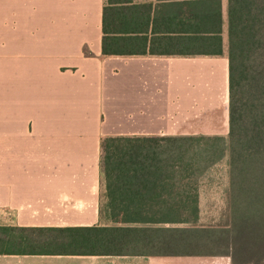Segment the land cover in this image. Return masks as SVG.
<instances>
[{"label": "crops", "instance_id": "0c3cea01", "mask_svg": "<svg viewBox=\"0 0 264 264\" xmlns=\"http://www.w3.org/2000/svg\"><path fill=\"white\" fill-rule=\"evenodd\" d=\"M103 4L0 0V227L126 233L117 253L0 254V264H202L222 258L165 251L158 229L179 224L110 219L100 141L226 138V0H220L219 56L179 54L195 50L190 42L181 45L180 38L191 34L175 25L195 11L188 0H130L126 20H147L140 35L145 52L103 56Z\"/></svg>", "mask_w": 264, "mask_h": 264}, {"label": "trees", "instance_id": "16d2710c", "mask_svg": "<svg viewBox=\"0 0 264 264\" xmlns=\"http://www.w3.org/2000/svg\"><path fill=\"white\" fill-rule=\"evenodd\" d=\"M130 0H104L101 54H144L147 20L125 17ZM177 21L193 52L221 55L220 0H188ZM227 135L104 138L100 141L105 209L121 223L179 224L158 229L165 251L227 257L230 264H264V0H226ZM172 22V21H171ZM151 54V50H149ZM167 54V53H159ZM223 163L225 227H202L201 177ZM154 229H149L153 233ZM125 229L0 227V254L117 253Z\"/></svg>", "mask_w": 264, "mask_h": 264}, {"label": "rangeland", "instance_id": "374dc122", "mask_svg": "<svg viewBox=\"0 0 264 264\" xmlns=\"http://www.w3.org/2000/svg\"><path fill=\"white\" fill-rule=\"evenodd\" d=\"M227 184L225 166L219 163L205 173L199 184V221L202 227H225V196L222 192ZM202 264H230L227 257L214 258ZM250 264V263H249ZM254 264V263H253ZM263 264V263H259Z\"/></svg>", "mask_w": 264, "mask_h": 264}]
</instances>
